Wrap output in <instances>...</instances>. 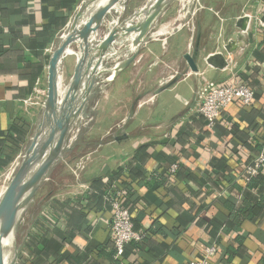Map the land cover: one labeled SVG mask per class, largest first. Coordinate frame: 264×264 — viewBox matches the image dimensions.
<instances>
[{
	"label": "crops",
	"instance_id": "crops-1",
	"mask_svg": "<svg viewBox=\"0 0 264 264\" xmlns=\"http://www.w3.org/2000/svg\"><path fill=\"white\" fill-rule=\"evenodd\" d=\"M85 1L92 2L0 0V173L24 156L44 121L46 97L35 91L46 90L51 51ZM174 1L134 62L112 80L99 78L76 120L77 141L67 143L21 215L15 264H188L210 245L217 248L211 264H264V172L249 183L241 177L264 151V0H199L187 25ZM140 2L112 9L93 45ZM194 50L196 73L184 59ZM78 56L74 43L59 94ZM207 81L244 84L254 99L248 106L234 101L209 129L194 107ZM82 156L89 160L76 180L67 164ZM110 199L129 210L143 236L119 260L108 229ZM235 210L243 214L238 225Z\"/></svg>",
	"mask_w": 264,
	"mask_h": 264
},
{
	"label": "water",
	"instance_id": "water-1",
	"mask_svg": "<svg viewBox=\"0 0 264 264\" xmlns=\"http://www.w3.org/2000/svg\"><path fill=\"white\" fill-rule=\"evenodd\" d=\"M128 0H92L82 3L68 31L51 53L47 66L46 98L43 106L44 121L32 138L25 154L8 185L0 195V264H15V257L4 260V249L13 244L14 233L28 205L34 199L42 182L54 164L62 159L74 122L79 117L87 100L93 93L99 78L109 74V80L131 65L147 43L153 25L173 0H149L130 17L136 23L128 27L116 26L97 44L92 36L97 35L105 23L107 14L122 7ZM130 21V22H131ZM131 38L122 49H109L118 40ZM78 44L79 56L73 75L62 94L58 93L61 66L70 47ZM130 51V55L114 63L110 68L104 60ZM94 53V55L92 54ZM197 50L187 53L184 59L190 72L196 73Z\"/></svg>",
	"mask_w": 264,
	"mask_h": 264
},
{
	"label": "built area",
	"instance_id": "built-area-1",
	"mask_svg": "<svg viewBox=\"0 0 264 264\" xmlns=\"http://www.w3.org/2000/svg\"><path fill=\"white\" fill-rule=\"evenodd\" d=\"M262 25V24H260ZM263 26V25H262ZM37 97L45 96V89H36ZM254 99L253 91L244 84H229L218 86L212 81L202 84L194 94V107L196 113L206 122L209 129H213L219 117L225 109L238 101L243 105H250ZM45 102H41L44 106ZM72 140H69V143ZM74 141V140H73ZM19 166L18 160L11 165L10 169L14 171ZM84 170V159H80L74 168H70L72 176L80 179V175ZM175 168H172L174 171ZM264 172V151H261L249 164L244 167L241 174L242 179L249 183L253 178ZM109 204L113 214L108 224V229L113 237L114 257L119 260L122 258L125 247L132 242H139L143 239L142 235H138L133 228L129 210L125 208L117 199H110ZM217 253L215 245H210L204 249L203 254L195 260L189 261L188 264H211V257Z\"/></svg>",
	"mask_w": 264,
	"mask_h": 264
},
{
	"label": "rangeland",
	"instance_id": "rangeland-1",
	"mask_svg": "<svg viewBox=\"0 0 264 264\" xmlns=\"http://www.w3.org/2000/svg\"><path fill=\"white\" fill-rule=\"evenodd\" d=\"M141 2H140V6L142 5V7L141 8H143L147 3H148V1L149 0H140ZM151 1H154V0H151ZM194 1V3L195 4H193V3H191L192 2V0H175L174 1V6H175V10H177L176 12H179V15H180V13L181 14H183V12L185 11V10H189V13H188V15H186L185 17H184V19H183V23L184 24H189L190 22H191V19L193 18V16H194V12H195V9L197 8V7H199V4H200V1L199 0H193ZM144 3V4H143ZM140 8V9H141ZM191 14H193L192 16H191ZM190 16H191V18H190ZM245 15H242V17H244ZM123 18H125V16L123 17ZM131 20H130V18L128 17L127 19H123L122 21H120V23H118V24H120V25H118V24H116L114 27H112L110 30H112V29H115L116 28V26H121V27H128L130 24H132L131 22H130ZM192 21H193V19H192ZM121 22H123V23H121ZM65 33H63L62 35H60V37H59V40H60V38L64 35ZM59 40H58V42H59ZM56 48V47H55ZM53 51H51V53H52ZM190 54V53H189ZM128 57V56H127ZM126 58V57H125ZM110 61V60H109ZM105 64H106V62H104ZM104 64V65H105ZM113 64H107L106 66H107V68H110L111 66H112ZM86 121H88V120H91L92 119V115H87V118H85V117H83ZM83 119V120H84ZM75 123L77 124V121H75L74 122V124H73V126H72V129H71V133L69 134V136H68V139L70 140L71 139V136H72V131L74 130V129H76V126H75ZM87 128L86 129H88V127H89V125L88 126H86ZM82 132V129L78 132V130H77V132H76V134H80ZM78 137L79 136H77L74 140H75V142L77 141V139H78ZM22 158H23V156H22ZM22 158H20L19 160H18V162L20 163L21 162V160H22ZM80 159H84V169L86 168V165H87V162H88V157L87 156H82V157H80L78 160H77V162L76 163H73V164H67L68 165V168H69V171H70V168H74V166L78 163V161L80 160ZM14 164V163H13ZM11 170V169H10ZM9 170V168L6 170V171H4V172H2V173H0V195L2 194V192L4 191V189L6 188V186L8 185V183H9V181L11 180V178H12V176H13V174H14V172L15 171H13V173L12 172H9L10 171ZM14 244V243H13ZM13 244L11 245H8V246H6L5 247V249H4V255L6 254V255H8L7 256V262H9L11 259H12V257H13ZM9 260V261H8Z\"/></svg>",
	"mask_w": 264,
	"mask_h": 264
},
{
	"label": "bare ground",
	"instance_id": "bare-ground-1",
	"mask_svg": "<svg viewBox=\"0 0 264 264\" xmlns=\"http://www.w3.org/2000/svg\"><path fill=\"white\" fill-rule=\"evenodd\" d=\"M184 16H186V15H188V13H189V10L187 9V10H185L184 12ZM178 21V20H177ZM102 30V29H101ZM166 34V33H165ZM160 35V34H159ZM96 39V38H95ZM61 79H59V84L58 85H60V83H61V81H60ZM103 88V87H102ZM101 88V89H102ZM80 122V121H79ZM80 124V123H79ZM83 125H86V124H83ZM78 129V128H77ZM77 129H74L73 131H72V136H71V140H74L75 138H76V132H77ZM72 142V141H71ZM74 143V142H73ZM71 146V145H70ZM72 147V146H71ZM13 171H14V169H11L9 172H12L13 173ZM8 245H10V243L8 244ZM7 245V246H8ZM7 256L8 255H4V260H5V262H7ZM9 257V256H8ZM10 258V257H9ZM9 261V260H8Z\"/></svg>",
	"mask_w": 264,
	"mask_h": 264
},
{
	"label": "trees",
	"instance_id": "trees-1",
	"mask_svg": "<svg viewBox=\"0 0 264 264\" xmlns=\"http://www.w3.org/2000/svg\"><path fill=\"white\" fill-rule=\"evenodd\" d=\"M253 180V179H252ZM251 180V181H252ZM250 181V182H251ZM232 219H233V223L234 224H236V225H238L239 224V222H240V220L243 218V214L240 212V210H238V211H233V213H232ZM238 219H240V220H238ZM123 256V255H122Z\"/></svg>",
	"mask_w": 264,
	"mask_h": 264
}]
</instances>
